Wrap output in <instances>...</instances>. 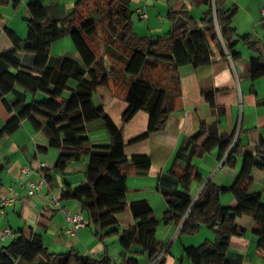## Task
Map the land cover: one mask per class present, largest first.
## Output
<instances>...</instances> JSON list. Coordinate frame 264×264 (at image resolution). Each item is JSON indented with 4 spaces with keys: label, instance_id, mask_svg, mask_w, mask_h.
I'll return each mask as SVG.
<instances>
[{
    "label": "trees",
    "instance_id": "obj_1",
    "mask_svg": "<svg viewBox=\"0 0 264 264\" xmlns=\"http://www.w3.org/2000/svg\"><path fill=\"white\" fill-rule=\"evenodd\" d=\"M89 0H77L73 12L63 19H51L43 3L33 0L29 3L30 17L26 20L28 34L19 36L6 26L0 31V43L4 50L0 54V100L9 111L19 108L3 126L0 127V141L6 135L14 133L20 124L28 119L33 128L43 131L49 141V147L61 150L55 168L64 171L67 166L89 157L86 171L87 182L76 188L67 187L63 199H74L81 203L82 210L92 223L96 236L104 240L109 235H119L120 245L129 251L133 246L141 248L149 261L156 257L163 246L156 237L158 225L166 223L180 224L181 233H198L206 226L215 233L213 241L206 240L199 246L184 248V254L194 264H230L227 252L230 240L235 235H242L244 230L236 223V218L250 214L256 222L255 232L258 236V247L264 254V205L260 194L251 192V170L254 167L264 168V140L258 146L257 153L246 154L241 171L230 187L218 186L208 182L198 199L194 202L190 185L194 179L201 180V175L192 163L196 153H204L219 146V159H226L235 165L239 153L238 142L232 146L235 135H218L210 131L205 122L201 123L199 132L192 138V143L209 134L208 140L197 152V147L189 150V144L182 146L176 158L184 162L181 172L175 171L178 178V190L164 192L169 209L159 219L148 200L134 201L129 209L135 223L119 231L116 212L128 205L127 176L123 166L130 158L125 153V139L105 107L114 98L116 89H125L127 108L123 113V121H130L139 110L149 113V125L146 133L133 141L142 140L154 131L165 127L167 120L175 108V95L179 88L168 87L152 82L147 78V70H153L167 64L173 69L191 64L201 66L210 64L216 56H226L227 51L233 59L240 54L232 52L238 42L234 38L235 27L232 24L235 10L226 8V0H168L169 18L173 21L180 16L184 23L178 30L156 39L139 36L133 26L132 0H111L107 3L105 19L108 32L118 40L124 52L106 44L105 53L123 63L122 68L112 64L106 66L105 55L98 54L91 45V38L98 32L101 16L102 0H97L99 10L89 12L85 16L83 7ZM206 10L200 20L190 16L189 6ZM69 34L77 51L83 58L85 67L79 66L70 58H58L50 62L52 43ZM249 47L256 49L250 36L241 38ZM26 43V51L34 54L32 66H26L17 58L20 45ZM126 52V53H125ZM169 68V67H167ZM170 71V70H169ZM252 79L264 76V60L261 57L251 58L248 72ZM173 82H179L173 74ZM78 82L76 88H70L69 81ZM124 79V80H122ZM17 86L32 94L41 92V99L25 102V96L16 102L9 103L6 95ZM66 91L69 95H66ZM205 99L214 106L221 100L234 101L238 96L235 88L208 89L204 91ZM253 99V94L250 95ZM101 119L111 137L109 144H90L87 137V124ZM136 169L147 171L150 160L147 155L131 157ZM5 166L0 163V175ZM3 187L0 177V189ZM230 191L233 203L222 204L221 195ZM39 256H45V264H110L108 254L92 259L80 254L75 248L63 253H50L40 236L26 237L19 234L8 244L0 247V264H16L18 260L33 263ZM164 263L163 255L159 264ZM126 264H140L139 259L130 257Z\"/></svg>",
    "mask_w": 264,
    "mask_h": 264
},
{
    "label": "crops",
    "instance_id": "obj_2",
    "mask_svg": "<svg viewBox=\"0 0 264 264\" xmlns=\"http://www.w3.org/2000/svg\"><path fill=\"white\" fill-rule=\"evenodd\" d=\"M31 1L33 0H0V31L8 26L19 36L25 38L28 34L26 20L30 17L28 5ZM39 1L46 7L51 19H63L73 12L77 0ZM136 1L140 4L136 11L146 4L147 7L144 6V10L147 18H142L138 11L137 14L140 19L147 20L146 23L152 31L154 30L153 15L156 16L154 11H158L157 16L159 17L165 7L168 8V14L171 9L168 0L167 4L161 3L160 0ZM263 6L264 0H226L225 2L226 8L235 10L232 24L236 32L234 38L238 39V42L232 52L240 54L239 58L233 59L227 51L226 56H216L210 64L198 67L188 64L175 70L167 64L162 65L167 70L161 73L158 81L154 83L169 89L176 86L179 91L174 97L175 108L161 130L150 133L142 140L133 141L147 132L149 113L143 109L139 110L130 121L124 122L123 113L128 105L125 100V89H116L114 98L106 105L105 110L114 123L122 129L126 142L125 153L130 158L129 162L123 166L128 183V205L124 210L116 212L118 220L116 228L119 231L135 223L134 216L129 209L130 203L134 201L148 200L154 214L162 219L169 209L164 192H174L180 188L174 172H181L184 162L176 158L178 151L182 146L189 144V150L197 147L198 152L209 138V134H206L196 144L191 141L199 132L202 122L206 123L210 131L217 132L218 135H235L239 153L235 165L228 164L225 159H219V146L202 156L196 153L192 157V163L202 179L192 181L190 190L193 197L208 182L230 187L241 171L244 156L257 153L258 146L264 140V76L252 79L248 72L251 68L252 57H261L264 60V19L261 15ZM189 9L190 16L200 20L206 6H189ZM169 20L168 32L158 36L175 32L185 21L182 16L175 21L170 18ZM248 35L255 42L256 49L249 47L241 39ZM66 36L70 35L67 34L64 37ZM146 37L157 38L155 36ZM57 41L52 43L50 53L53 52ZM73 47L74 52L64 51L62 46H59L58 51H55L58 56L50 55V62L54 58L55 60L70 58L79 66L85 67L82 56L75 45ZM3 50L0 43V54ZM16 56L26 66H32L34 63V54L26 51L25 42L20 45ZM105 63L108 68L115 64L112 58L110 60L107 56ZM173 74H176L179 80L176 85L173 82ZM77 85L76 80L69 81L70 88H76ZM18 87L20 86L6 95L9 103L16 102L19 97L25 96V102H27L29 98L32 101L44 96L41 92L30 96V92ZM226 88L237 90L236 100H221L212 106L205 99V90ZM251 94H253V99L250 98ZM66 95H69V92ZM19 108L9 111L5 103L0 100V127L15 115ZM86 135L92 145L111 142V137L101 119L87 124ZM60 153V149L49 147L47 135L43 131L35 130L28 119L24 120L14 133L1 139L0 163H3L5 168L0 175L3 182V187L0 189V202L4 196L9 194L12 186L19 188L20 199L0 210V233L5 227H10L14 231L12 237L4 239L0 237V247L8 244L19 234H24L28 238L37 235L42 237L50 253H63L75 248L80 254L92 259L108 254L110 264H126L130 257L138 258L140 264H148L149 258L141 252L140 247L133 246L129 251L123 249L119 235L114 234L100 240L96 236L92 223L79 229L75 236L66 232L63 214L47 205L43 196L52 193L59 196L62 204L68 208L81 209L80 201L63 199L62 193L67 187L76 188L87 182L86 171L89 166V157L74 161L64 171H58L55 165ZM142 154L147 155L151 163L147 171L136 169L131 161L132 156ZM41 161L46 163L43 171L47 175V184L41 189L40 195L31 196L28 194L26 184L38 177L39 169L36 168ZM25 168H31L33 172L25 174ZM251 177L252 183L249 190L259 193L261 204L264 205V168H252ZM220 199L224 205L233 203V194L227 191L221 195ZM183 222L175 224L162 220L158 225L156 237L163 246L162 251L165 252L164 263L161 264H194L184 254V248L199 246L206 240L215 239V233L206 226H202L201 230L195 234L181 233ZM236 223L244 232L242 235H235L231 238L226 256L228 262L230 264H264V254L258 247L254 217L250 214H243L236 218ZM45 261V256H39L33 263L18 260L16 264H45Z\"/></svg>",
    "mask_w": 264,
    "mask_h": 264
},
{
    "label": "rangeland",
    "instance_id": "obj_3",
    "mask_svg": "<svg viewBox=\"0 0 264 264\" xmlns=\"http://www.w3.org/2000/svg\"><path fill=\"white\" fill-rule=\"evenodd\" d=\"M102 1H103V6L101 7L100 10H102L101 16H103V20L99 21L98 32L95 36H93L91 38V45L94 47V49L96 50V52L98 54H104L105 56H107L111 60V57L105 53L107 43H110V44L112 43V45L114 47L119 48L120 52H124V49L121 47L118 40L113 39V37H111L110 33L108 32V22L105 19L106 18L105 17V15H106L105 14L106 13L105 8H106L107 3L111 0H102ZM143 1H145V0H143ZM166 1L167 0H160V2L163 4L166 3ZM96 2H97V0H89L84 5L83 13L85 14V16H90L89 12L96 13L97 10H99L100 7L98 8V6L96 5ZM145 5L146 4L142 5V7H144ZM137 6H140V4L136 0H132L131 5H130L131 10L133 11L132 21H133L134 29L138 34L143 35V36H155V37H157L158 35H162V34H165L166 32H168L170 20L167 17V14H168V8L167 7H165V9L163 10L162 14L159 17L157 16L158 15L157 10L154 11L156 16H154L152 14L153 18H154V20H153V23H154L153 29L154 30L152 31L149 29V27L146 23L147 20L146 19H140L139 15L137 14V11H136ZM145 7H147V6H145ZM149 8H150V6H149ZM150 9H148V11H150ZM73 44L74 43H73L70 36L63 37V38L59 39L57 41V43L54 45L53 50H52L53 52L50 53V55L55 56V57L58 56V55H56L55 51H58L59 46H62V50H64V51H73L74 52L75 49L73 47L74 46ZM67 53H69V52H67ZM112 61H113V63L116 64L117 68L123 67V63L118 61L117 59L112 58ZM51 63H55V58L52 60ZM166 70L167 69L164 66L160 65L153 70H150V71L147 70L146 75H147V78H149L151 81L155 82V81H158L159 75L161 73H165ZM18 88H21V87H18ZM66 94H68V92ZM30 96H32V93ZM28 101L29 102L31 101L30 98L27 100L26 103H28ZM54 151H56V150H54Z\"/></svg>",
    "mask_w": 264,
    "mask_h": 264
},
{
    "label": "built area",
    "instance_id": "obj_4",
    "mask_svg": "<svg viewBox=\"0 0 264 264\" xmlns=\"http://www.w3.org/2000/svg\"><path fill=\"white\" fill-rule=\"evenodd\" d=\"M137 11L140 13L142 18H147V13L145 12L144 7L138 8ZM261 15L264 19V6L262 7ZM236 141L237 139H234V141L232 142V146L235 145ZM44 168H46V163L42 161L39 162L36 168L37 170L39 169L38 177L33 181L27 182L26 187L29 195H40L41 189L45 186V184H47V175L43 171ZM24 172L25 174H31L33 172V169L25 168ZM203 188L193 198L194 202L198 199ZM19 194V188L12 186L10 188L9 194L4 196L0 202V210H3L6 206L14 204L17 199H20ZM43 198L47 205L51 206L55 210L60 211L63 214L66 225V232L68 234L75 236L79 229L84 228L86 225H88V218L85 216L82 209L74 210L68 208L67 206L62 204L61 198L59 196H56L52 193L45 194ZM13 235L14 231L10 227H5L0 233V237L3 239L10 236L12 237ZM164 253V251H161L156 257L151 259L148 264H159V259L162 255H164Z\"/></svg>",
    "mask_w": 264,
    "mask_h": 264
}]
</instances>
